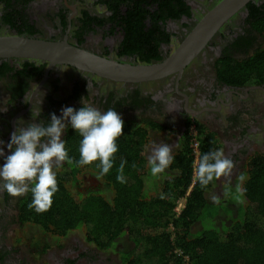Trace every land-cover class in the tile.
Segmentation results:
<instances>
[{
	"label": "flooded vegetation",
	"instance_id": "af4514ba",
	"mask_svg": "<svg viewBox=\"0 0 264 264\" xmlns=\"http://www.w3.org/2000/svg\"><path fill=\"white\" fill-rule=\"evenodd\" d=\"M221 1L0 0V35L66 41L120 64L149 65L181 48ZM261 18L264 0H249L206 37L181 71L153 81L124 83L70 64L0 60V140L5 156L11 154L7 143L17 122L32 121L31 109L41 111L35 122L47 124L52 113L59 117L64 107L78 110L84 99L102 112L115 108L124 121L160 125L151 132L146 156L154 143L172 145L173 155L183 147L190 153L192 124L201 141L200 127L211 132L236 165L230 179L221 178L223 188L245 174L252 155L264 154V81L232 84L219 74L220 61L247 58L264 46ZM65 135L66 130L63 140ZM4 162L0 157V166ZM23 196L0 190V264L103 263L98 248L89 242L92 247L58 245L62 249L58 257L47 248L30 246V258L10 246L17 226L28 224L19 219Z\"/></svg>",
	"mask_w": 264,
	"mask_h": 264
},
{
	"label": "trees",
	"instance_id": "16d2710c",
	"mask_svg": "<svg viewBox=\"0 0 264 264\" xmlns=\"http://www.w3.org/2000/svg\"><path fill=\"white\" fill-rule=\"evenodd\" d=\"M260 25L264 31L263 18ZM219 70L221 79L232 84L264 81V46L247 58L220 61ZM158 127L125 121L114 166L99 177V184L87 186L82 178L89 167L99 175L98 160L83 167L64 163L56 170L59 190L50 209L42 213L29 209L33 198L29 192L18 202L20 221L38 225L42 233L60 238L84 228L91 245L123 253L119 256L121 264H264V154L252 155L245 174H238L220 193L212 194L217 180L204 189L195 179L186 195L193 181L188 147L173 155L174 161L164 173L156 177L150 173L145 147L152 130ZM199 130L201 156L219 150L214 135L202 127ZM81 139L69 125L64 141L75 160L80 158ZM121 160L127 161L125 183L116 178ZM240 175L245 177L243 182ZM235 187L238 196L230 195ZM104 191L112 192V198ZM185 196V207L177 213L176 200ZM241 198L247 200L244 208ZM46 245L42 244L40 251L46 250Z\"/></svg>",
	"mask_w": 264,
	"mask_h": 264
},
{
	"label": "clouds",
	"instance_id": "9594fccd",
	"mask_svg": "<svg viewBox=\"0 0 264 264\" xmlns=\"http://www.w3.org/2000/svg\"><path fill=\"white\" fill-rule=\"evenodd\" d=\"M81 102L83 106L78 110L64 107L59 117L52 113L47 124L43 120L35 122L41 111L33 112L31 109L32 121L25 124L19 120L11 133L7 143L11 154L5 156L4 141L0 140V157L5 160L0 166V190L13 197L31 192L33 198L28 204L29 209L42 213L50 209L54 194L59 190L56 170L64 163L83 167L98 160L101 170L96 177L99 179L110 172L118 151L117 140L124 134L125 121L115 108L102 112L84 99ZM68 125L82 137L79 160L69 156L62 138ZM173 161L172 145L154 143L151 146L148 164L153 177L164 173ZM126 163L121 160L119 165L116 178L120 183L126 182ZM235 167L233 159L226 156L222 149L209 151L197 161L195 179L201 188L206 189L213 180L230 179ZM244 179L243 175L239 176L241 182Z\"/></svg>",
	"mask_w": 264,
	"mask_h": 264
},
{
	"label": "water",
	"instance_id": "95a60500",
	"mask_svg": "<svg viewBox=\"0 0 264 264\" xmlns=\"http://www.w3.org/2000/svg\"><path fill=\"white\" fill-rule=\"evenodd\" d=\"M249 0H222L189 35L182 47L165 60L154 64H120L72 46L66 41H49L21 35H0V60L24 58L48 61L50 66L70 64L111 81L139 83L153 81L177 71L196 54L220 24ZM194 46V47H193Z\"/></svg>",
	"mask_w": 264,
	"mask_h": 264
},
{
	"label": "rangeland",
	"instance_id": "374dc122",
	"mask_svg": "<svg viewBox=\"0 0 264 264\" xmlns=\"http://www.w3.org/2000/svg\"><path fill=\"white\" fill-rule=\"evenodd\" d=\"M219 148L222 149L223 145L219 144ZM149 155H150V152L148 151L147 152V159H148ZM96 172L97 171H95L94 168H90V167L86 170V172H84L82 178H83L84 183L87 184V186L97 185L100 183V179H98L96 177L98 175ZM217 181H218L217 186H216V188L212 194H214L215 191H218L220 193L222 190V187L220 185L221 179L217 180ZM229 192H230V195H235V194L237 196L239 195L238 194L239 190L236 187L234 189L230 190ZM103 194L109 199L112 198V192L104 191ZM73 196L75 197V199H78L76 190L75 191L73 190ZM227 198H226V200H227ZM176 201H177L176 206H179V208L177 210H179V209L182 210L183 209V207H182L183 203L181 201H183V199L179 198ZM241 201H242V207L244 208V206L247 202L246 198H243V199L241 198ZM229 216H231V214ZM169 230L171 232H173V227H170ZM8 242H9L10 246L15 247L16 251H20L25 256H28L30 258L32 257V252H31L32 248H30V246L34 247V248L36 247V249H37L38 246H41L42 244H47L46 248L49 249L50 252H54L57 257L59 255V253L62 251V249L57 247L58 245L65 246V248H67L66 247L67 245L74 246L75 244L76 245L80 244L82 247H86V246L92 247L87 241L84 228H80L79 230L71 232L65 238H60L59 236L54 235L52 233H46V234L42 233L41 228L38 225H35L32 223L31 224L28 223L26 225H18L16 233L14 234V236L10 237ZM98 250H99V254L101 255V257L104 260L103 263L99 262V264H121V262L119 260V256L121 258V256H123V253L120 252V254H119L118 252L114 251L113 249H106V250L105 249L104 250L98 249ZM80 264H87V263L84 260H82L80 262Z\"/></svg>",
	"mask_w": 264,
	"mask_h": 264
},
{
	"label": "built area",
	"instance_id": "2783aa9c",
	"mask_svg": "<svg viewBox=\"0 0 264 264\" xmlns=\"http://www.w3.org/2000/svg\"><path fill=\"white\" fill-rule=\"evenodd\" d=\"M190 153L189 156L192 158V166H193V181L192 184L188 188V192L191 190L195 183V166L199 158L201 157L202 151H201V136L198 134L197 129L195 128L194 124L191 125L190 127ZM182 207H184V203L182 204ZM179 206H176L175 210L177 213H180L181 210H177ZM179 254L182 253L181 250H177Z\"/></svg>",
	"mask_w": 264,
	"mask_h": 264
},
{
	"label": "crops",
	"instance_id": "0c3cea01",
	"mask_svg": "<svg viewBox=\"0 0 264 264\" xmlns=\"http://www.w3.org/2000/svg\"><path fill=\"white\" fill-rule=\"evenodd\" d=\"M191 189H192V188H191ZM190 191H191V190H190ZM190 191H189V193H190ZM187 192H188V190H187ZM187 192H186V195H189V193H187ZM215 192H217V191H215ZM181 198L183 199V201H181V202L184 203V207H185L186 200H187V199H186V196H185V197H181ZM246 201H247V200H246ZM246 203H247V202H246ZM184 207H183V208H184Z\"/></svg>",
	"mask_w": 264,
	"mask_h": 264
}]
</instances>
